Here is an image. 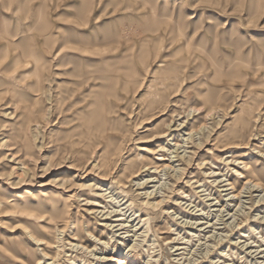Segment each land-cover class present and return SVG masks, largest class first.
Returning <instances> with one entry per match:
<instances>
[{"label":"rangeland","instance_id":"rangeland-1","mask_svg":"<svg viewBox=\"0 0 264 264\" xmlns=\"http://www.w3.org/2000/svg\"><path fill=\"white\" fill-rule=\"evenodd\" d=\"M246 177L264 0H0V264H264Z\"/></svg>","mask_w":264,"mask_h":264},{"label":"bare ground","instance_id":"bare-ground-1","mask_svg":"<svg viewBox=\"0 0 264 264\" xmlns=\"http://www.w3.org/2000/svg\"><path fill=\"white\" fill-rule=\"evenodd\" d=\"M191 133V132H190ZM192 134H194V133H192ZM258 134V133H257ZM257 134H254V136L255 135H257ZM191 136V135H190ZM167 167H169V166H167ZM157 169V168H156ZM246 179H247V177H246ZM254 184V186L256 187H259V188H261L262 187V189L264 190V184H262V183H259V182H255V181H251V179H247L246 180V183H245V186L246 185H248V184ZM245 186H244V188H245ZM253 186V185H252ZM231 188H234V186L233 187H231ZM242 191V190H241ZM151 194V193H150ZM263 199H264V197H263ZM261 200V199H260ZM158 204H159V202H158ZM34 240H35V242H37V243H39L40 241L39 240H37V239H35L34 238ZM131 250V249H130Z\"/></svg>","mask_w":264,"mask_h":264}]
</instances>
